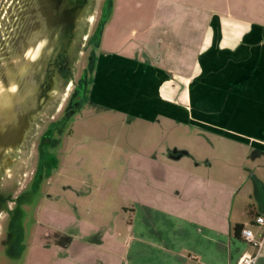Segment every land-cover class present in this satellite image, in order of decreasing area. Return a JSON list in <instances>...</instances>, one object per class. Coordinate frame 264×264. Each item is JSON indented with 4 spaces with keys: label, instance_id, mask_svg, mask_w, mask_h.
<instances>
[{
    "label": "crops",
    "instance_id": "obj_1",
    "mask_svg": "<svg viewBox=\"0 0 264 264\" xmlns=\"http://www.w3.org/2000/svg\"><path fill=\"white\" fill-rule=\"evenodd\" d=\"M209 1L158 0L147 25H127L134 38L94 60L91 100L141 120L190 123L264 155V0ZM102 17L113 19L106 8ZM239 167L244 178L237 167H202L196 193L188 196L197 212L185 207V219L159 207L161 197L135 201L124 264H238L245 253L255 254L241 229L264 237L256 223L264 216V183L248 164ZM257 264H264V249Z\"/></svg>",
    "mask_w": 264,
    "mask_h": 264
},
{
    "label": "rangeland",
    "instance_id": "obj_2",
    "mask_svg": "<svg viewBox=\"0 0 264 264\" xmlns=\"http://www.w3.org/2000/svg\"><path fill=\"white\" fill-rule=\"evenodd\" d=\"M104 1H92L90 14L93 18L88 37L91 38L103 20L101 15L105 8L106 14L113 19L109 22L105 17V23L101 22L95 34L94 46H91L92 41H85L86 46L82 47L76 60L68 95L89 65L87 81H84L79 104L65 121L59 144L54 148L57 161L51 181L55 185L50 187L46 184L44 194L50 197L46 196L43 201L39 226L29 237L21 264H124L132 248L129 237L133 236L134 202L140 198L150 202L161 197L159 207L185 219V207L197 212V208L193 209L197 201L188 200V196L196 193L198 171L204 166L220 163L237 167L238 175L244 178L246 172H242L239 166L248 164V168L255 172L253 174L264 183V155L246 149L240 142L223 136L203 135L204 132L193 124L185 125L164 117L153 122L141 120L132 113L103 107L91 100V81L96 67L94 60L106 49H116L134 38L126 26L140 21L147 25L158 2ZM174 1L213 4L209 0ZM17 4V10L14 7L9 12V23L15 21L18 24L16 14L24 7V0ZM140 5L144 6L138 11ZM109 24H112L111 29L104 36L103 30ZM7 34L3 29L1 38L7 45L6 50L12 46L7 42ZM47 35L45 23L33 24L27 29L17 50L25 62L24 65L20 62L12 70L17 74L15 80L25 79L31 73L29 79L32 81L38 57L29 54L39 48L38 43H46ZM9 84L11 82L7 86ZM23 96L24 93L17 97L4 95L0 99V107L3 106L4 110L13 107L11 113L15 117L20 107L18 104H23ZM59 113H54V116ZM59 118L62 119L63 114ZM204 136L212 137V143ZM214 146L218 150H214ZM224 149L238 151L231 156L222 152ZM157 166L165 170L156 172ZM222 179L230 181L229 178ZM179 191L182 192V200L178 199Z\"/></svg>",
    "mask_w": 264,
    "mask_h": 264
},
{
    "label": "flooded vegetation",
    "instance_id": "obj_3",
    "mask_svg": "<svg viewBox=\"0 0 264 264\" xmlns=\"http://www.w3.org/2000/svg\"><path fill=\"white\" fill-rule=\"evenodd\" d=\"M40 3V0H38ZM70 1V0H66ZM81 4H73L78 10L72 14V30L69 38L62 45L59 61H49L53 69H45L47 80L50 79L51 70L60 75L62 81L57 84L58 94L50 114L39 115L33 120L32 129L30 119L18 120L16 127L6 125V136H0V264H21L28 248V240L34 229L39 226V217L43 212L44 191L46 184L55 185L51 181V174L56 164L54 148L59 144L62 127L70 115L75 112L80 99L84 81H87V67L82 71L81 77L72 93L68 95L72 83L73 59L79 44L76 43L75 26L78 22L81 28H87L86 41H92L99 31L102 20L96 26L93 35L88 37L89 24L87 15L81 8L85 7V0ZM106 1V0H105ZM104 1V2H105ZM42 11V10H40ZM102 16V15H101ZM33 24L39 25L40 22ZM20 26H23L20 24ZM82 28V30H83ZM82 32V31H81ZM82 37V34H81ZM82 39V38H81ZM86 44L84 43L83 47ZM84 54V53H83ZM49 81H45L34 94H40ZM45 96V93H42ZM68 99H67V98ZM64 101L66 104L63 105ZM47 103V99L44 101ZM41 104L39 105V108ZM35 110V109H34ZM33 110V111H34ZM38 112V109L35 111ZM60 112L58 116L54 113ZM63 118L60 119V115ZM29 123L27 127V123ZM71 182V181H70ZM133 211V210H132Z\"/></svg>",
    "mask_w": 264,
    "mask_h": 264
},
{
    "label": "water",
    "instance_id": "obj_4",
    "mask_svg": "<svg viewBox=\"0 0 264 264\" xmlns=\"http://www.w3.org/2000/svg\"><path fill=\"white\" fill-rule=\"evenodd\" d=\"M85 7L81 8L84 15L88 17V24L91 23L93 16L90 14V11L93 9L94 0H85ZM19 0H0V99L4 95L12 94L14 97L17 95L24 93L23 104H18L20 107L13 117V107H9V110H4L3 106L0 107V136H6V125L14 128L17 126L18 120L21 121L23 119H30L31 129L33 120L37 119L39 115L42 114H50V110L54 107V103L57 99L58 89L57 84L61 83L62 79L60 75L51 70V77L47 80L45 69L49 67H53L50 65L49 61L53 59H59V55L62 52V45L69 38L70 31L72 30V14L75 13L78 8L73 9V4H78L82 6L81 0H36L35 3H32V0H24V7H28L24 9H20L17 11V19L18 24L14 21V23H9L8 15L9 12L13 11L14 7L17 10V3ZM42 10V11H40ZM23 17V18H22ZM25 18V19H24ZM45 23L48 26V35L46 43H38L39 48L35 51H32L29 55H35L38 57V63L36 66V70L33 73L32 81L30 82L29 75L26 76L25 79L20 78L15 80L16 75L12 71L17 64L20 62L24 65V59H21L18 55L17 50L20 49V42L23 39L27 29L33 25L34 22ZM23 25L17 27L18 25ZM81 25L77 22L75 26V32L78 34L76 39V43L79 44L75 57L73 59L75 66L76 60L79 57L78 55L82 52L81 49L85 43V34L87 28H81ZM3 29L7 30L8 41L11 43L10 49L6 50V44L2 40V32ZM82 31V32H81ZM16 34V35H15ZM82 34V37H81ZM82 38V39H81ZM6 50V51H5ZM53 69V68H52ZM11 77V78H10ZM45 81H49L45 85V88L42 90L40 94H34L36 90H38L41 85ZM11 82L7 86V83ZM58 82V83H57ZM45 93V96H42ZM45 99H47V103H45ZM22 103V102H21ZM41 107L39 108V105ZM1 106V104H0ZM35 109V110H34ZM36 109L38 112L36 113ZM34 110V111H33ZM33 119V120H31ZM27 127L29 125L28 122Z\"/></svg>",
    "mask_w": 264,
    "mask_h": 264
},
{
    "label": "built area",
    "instance_id": "obj_5",
    "mask_svg": "<svg viewBox=\"0 0 264 264\" xmlns=\"http://www.w3.org/2000/svg\"><path fill=\"white\" fill-rule=\"evenodd\" d=\"M256 223L258 225L264 226V216H258L256 218ZM241 237L249 244L253 245L256 249L255 254L245 253L238 264H257L258 258L264 249V237L258 240L251 228L241 229Z\"/></svg>",
    "mask_w": 264,
    "mask_h": 264
},
{
    "label": "trees",
    "instance_id": "obj_6",
    "mask_svg": "<svg viewBox=\"0 0 264 264\" xmlns=\"http://www.w3.org/2000/svg\"><path fill=\"white\" fill-rule=\"evenodd\" d=\"M106 17H107V16H106ZM104 18H105V17H104ZM99 29H100V28H99ZM94 38H95V36H94ZM94 38H93V42H94V44H95L96 42H95ZM236 230H237V229H236Z\"/></svg>",
    "mask_w": 264,
    "mask_h": 264
}]
</instances>
